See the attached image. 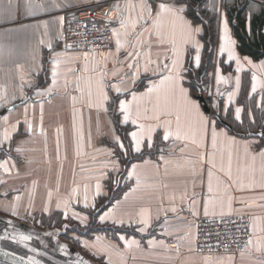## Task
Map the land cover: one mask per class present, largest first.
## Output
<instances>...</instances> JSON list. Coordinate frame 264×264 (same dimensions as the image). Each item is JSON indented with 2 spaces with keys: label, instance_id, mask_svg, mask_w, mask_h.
Returning <instances> with one entry per match:
<instances>
[{
  "label": "crops",
  "instance_id": "1",
  "mask_svg": "<svg viewBox=\"0 0 264 264\" xmlns=\"http://www.w3.org/2000/svg\"><path fill=\"white\" fill-rule=\"evenodd\" d=\"M190 2L119 0L109 17L112 44L104 50L91 51L89 63L84 64L76 61L81 53L65 48L62 40L69 17L77 10L93 7L89 0H0V111L23 101L0 116V165H3L0 167V242L3 247L32 254L39 249L52 251L55 247L63 252L69 247L75 249L57 233L45 238L42 224L53 213L60 214L59 222L72 218L85 223L88 218L83 220L84 214L89 217L85 208L92 206L94 224L99 229L104 225L110 228L108 236L104 234L101 238L99 231L92 238L93 251H98L100 259L103 257L102 264H264V188L260 187L264 183V160L257 156L253 161L245 154L244 147L250 143V152L258 154L264 145L256 144L252 139L255 137L235 135L215 121L217 137L213 144L212 124L205 127L201 123L200 114H208L190 93L186 74L174 90L172 80L165 79L174 74V61L177 71L181 65L188 70L186 73L204 68L202 38L213 18L215 40L208 75L215 79L218 96L222 92L216 107L219 105L223 118L229 115L228 121L243 125L246 130L238 129L241 132L263 130L264 58L242 54L233 27L240 24L252 37V20L264 11V4L250 0H199L192 5ZM173 3L177 8H186L179 13L183 20L166 12L157 18L160 4ZM143 4L151 8V13ZM225 20L227 36L235 43L225 41V51L221 52L220 35ZM184 21L192 29L200 28V33L193 31L189 36ZM260 32L264 34V22ZM197 46L201 57L198 68L195 67ZM229 48L233 51L232 58L228 55ZM253 76L256 78L254 91ZM149 85L153 88L150 93ZM180 87L189 91L199 112L185 103ZM101 88L108 95L107 101L102 99ZM116 88L120 89L119 93ZM120 100L129 106L130 119L126 123H122ZM75 101L82 107L88 106L95 115L101 114V118L107 115L114 129L112 137L120 138L115 123L127 125L125 135L130 139L132 152L149 150V155L124 168L123 175L128 179L132 166H137L128 179V190L104 203L106 206L99 213L108 214L104 223L96 215V210L101 209V205L96 208V201L105 190L100 188L97 194L100 162L93 161L91 173L86 172L84 151L70 157L73 146L65 137L69 123L64 122L72 119L69 105ZM111 103L114 112L110 109ZM236 108L241 109L238 120ZM83 115L82 111V120ZM132 119H136L135 125ZM93 120L99 122L97 117ZM141 124L156 128L152 133L153 145L157 142L159 145L155 149L147 146V132L141 138L140 151L132 149L129 134L139 131ZM59 126L61 136L53 142V127ZM166 127L172 135L164 140ZM38 130H43V134ZM109 143H104L110 149L104 154L110 165L107 175L112 171L113 175L119 172L122 176L120 154L125 153V148L114 141ZM209 170L212 171L211 193L208 192ZM206 199L208 215L204 212ZM72 202H77L82 209L74 208ZM172 208L176 211H171ZM229 214L250 216L249 248L219 256L198 253L195 250L198 218ZM41 218H45L43 223ZM123 227L129 231L117 230ZM22 235L31 238L22 240ZM60 245L66 247L60 248ZM51 251L48 252L52 256L55 253Z\"/></svg>",
  "mask_w": 264,
  "mask_h": 264
},
{
  "label": "rangeland",
  "instance_id": "2",
  "mask_svg": "<svg viewBox=\"0 0 264 264\" xmlns=\"http://www.w3.org/2000/svg\"><path fill=\"white\" fill-rule=\"evenodd\" d=\"M239 1V0H238ZM244 0H240L239 2H243ZM79 51L81 54L78 55V58L76 59V61L78 60L80 63H84L87 64L89 63V58L88 55L90 53H93L91 51L94 50H77ZM88 51V52H86ZM203 67H201V69L197 72H190V73H186V77L188 79V85H190V90L192 92H190L192 95L195 94V89L192 90L193 88V81L195 78H198V75L200 74V72L202 71ZM204 83L202 85V92L204 96L210 97L211 99V103H210V108H211V112H215L216 111V103H217V97H218V89L215 87V79L213 78V75H208L207 74L204 76ZM215 106V107H214ZM69 109L70 112L72 113V119L68 120L67 122L64 123H69V129L68 131V135L65 136L66 139L68 138V144L70 146H73V151L70 152V157L71 155L72 158L77 154V153H81L84 151V159L86 162V168L85 171L86 172H90L91 173V164L93 161L95 160H99L100 162V179L97 180V183L100 184V188L102 190V188L104 187V194L102 195V197H99L96 201V204L98 205H102L106 202H109V200L113 199V196H118V195H122L126 190H120L121 187L123 186H128L127 183H130V180L127 179V177H125L124 175L121 176V174L118 172L116 173V175H113L114 173L111 171L108 173L107 172L110 168L109 165V159L108 158H104V154H106L110 149L105 148L106 145L108 144V142H112L114 140L112 135L114 132H112L113 126H112V122L110 119H108L105 115L104 117L102 116L101 118V114L100 115H95L92 111H90L88 109V106L86 107H82V105H80V102L75 101L74 103L69 105ZM110 109H112V112H114V105L113 103H111V107ZM84 112L83 115V120L81 119V112ZM76 116V117H75ZM79 116V119H78ZM222 116V115H221ZM95 117H97L99 119V122L93 120ZM112 118L114 117V115L111 116ZM101 118V120H100ZM225 119H229V115H225ZM215 121V120H214ZM115 123V121H114ZM216 123V122H215ZM235 125H237V128L242 129V131H245L246 129L243 128V125L241 124H237L235 123ZM54 128V134H53V142H55L61 135V126L59 127H53ZM38 132H40L38 130ZM76 132H78V135L76 134ZM43 134V130L40 132V135ZM65 137L63 138V140H65ZM255 139L256 141H254L256 144L258 145H262L261 141L258 138H252ZM158 140L156 139V142ZM105 143V144H104ZM159 143L157 142L156 145L154 144L152 149H155L154 147H158ZM158 148H156L157 150ZM77 150V152H76ZM144 150H148L147 148H145ZM154 153H157L154 152ZM153 154V153H152ZM124 155L127 156V153ZM113 173V174H112ZM104 180V181H103ZM104 182V183H103ZM104 202V203H103ZM72 205L74 208H78V209H82L78 206L77 202H72ZM86 209L85 208V213H86ZM89 209H93L92 206L89 207ZM92 212H94V210H92ZM84 219L83 220H87L85 223H80V222H76L75 220H73L72 218L67 219L66 221H61V222H57L59 224L58 227H54L46 230V228L43 229V231L45 232L44 235L45 238L50 236H55V233H57L59 236H61L62 239H69L70 241H73L75 244H77V246L80 249L77 250H70L67 249L68 255V259H64L61 258L60 253L58 252H52L49 249H39V250H35V254L36 258H34V261H39L40 264H78V263H86L87 262H91L94 264H102L100 261H102L103 257H98V251L97 253H94L93 251V243H92V238H94V236H96V233H99V228L97 224H94V222H96V218L95 215L89 213V217H87L84 214ZM41 222L43 223V219L41 218ZM40 223V221H39ZM48 224H45V226H47ZM50 227V226H49ZM61 230V231H60ZM97 230V232H95ZM107 230V229H106ZM60 231V232H59ZM102 235L101 238H103L104 233L103 231H101ZM50 234V235H48ZM1 244V243H0ZM2 245V244H1ZM17 245V243H16ZM30 250V249H29ZM34 250V249H32ZM61 250V249H60ZM48 251H51L53 254L52 256L49 254ZM104 251L106 252L105 257L107 258L108 256V252H107V246L105 247ZM26 255L30 256L33 255L32 252L30 251H26L25 252ZM39 254V255H37ZM204 255H209V256H219V255H223V254H204ZM226 255V254H224ZM233 257L237 258V255H233ZM48 257V258H46ZM93 260H91L90 258ZM46 258V259H45ZM81 258V261L78 262V259ZM0 264H4L1 263Z\"/></svg>",
  "mask_w": 264,
  "mask_h": 264
},
{
  "label": "built area",
  "instance_id": "3",
  "mask_svg": "<svg viewBox=\"0 0 264 264\" xmlns=\"http://www.w3.org/2000/svg\"><path fill=\"white\" fill-rule=\"evenodd\" d=\"M92 8L74 12L66 23L63 45L72 50L100 51L112 44L110 14L119 0H89ZM264 4V0H250ZM251 218L245 214L200 217L195 250L200 254L240 253L250 246Z\"/></svg>",
  "mask_w": 264,
  "mask_h": 264
},
{
  "label": "snow or ice",
  "instance_id": "4",
  "mask_svg": "<svg viewBox=\"0 0 264 264\" xmlns=\"http://www.w3.org/2000/svg\"><path fill=\"white\" fill-rule=\"evenodd\" d=\"M142 7H144L145 9L148 10L149 13H151V8L147 4H143ZM216 10L218 11V8H216ZM183 11H186V8H177V7H175L174 3L173 4H160L156 15H157V18H159L161 13H165L166 12V13L172 14L176 19L183 20V18L181 16H179V13L183 12ZM121 24L123 25V22H121ZM184 24H185V27L188 29L189 36H191V33L193 31L196 32V33H200V31H201V29L198 28V27L195 28V29H192L190 24H188L186 21H184ZM220 41H221V43H220V51L221 52L225 51V41H227L229 44H234L235 43V41L230 40V38L227 36V21L226 20L223 22V25H222ZM117 43H119V41H117ZM195 50H196L195 67L198 68L199 65H200V60H201V57H200V54H199V52H200L199 46H197ZM228 55H229V58H232L233 51H232L231 48L228 49ZM245 59H247V58H245ZM236 62H237V65H239L240 61H239L238 58H237ZM247 62L251 63V61H247ZM173 64H174V68H173L172 71H173L174 74L170 75L168 77H165V79L172 80V82H173V90H174L179 85V82L184 78V75L186 74V72L188 70L186 68H183V66L181 65L180 70L177 71L175 69L176 62L174 61ZM129 66L131 67V65H129ZM165 67L167 68V65H165ZM238 70H239V68H237V71ZM52 74H53V77H55L56 73H55L54 70H53ZM216 79H217V83H219L220 80H221V77L219 75V69H217ZM252 79H253L252 88H253V91H254L255 88H256V84H255V79L256 78H255V76H253ZM135 80H136V75L134 74L133 75V81L135 82ZM99 83L102 84V81L99 82ZM237 83L239 84V77H237ZM54 86H55V82L53 83V87ZM152 90H153L152 86L149 85L147 91L150 93ZM179 90H180L181 95L184 97L185 103L190 105L193 108H196L197 111L199 112V106L196 104V102L194 100L190 99L189 91L187 89L183 88V87H180ZM49 91H51V89H49ZM116 91H117V93H119L120 89L116 88ZM42 94L43 93H38V95H42ZM101 96H102V99L104 101H107L109 99L108 95L103 92L102 88H101ZM229 98L231 99V96ZM133 99H136L135 93H133ZM119 109L124 114L122 123L128 122V120L130 119V114H129V106L126 104V101L120 100ZM235 113H236L235 119H237V120L240 119L241 109L240 108H236L235 109ZM216 115H217L216 112H211L207 116L203 115L202 113L200 114V121H201V123L203 125H205V127H207L209 124H212L213 144H215V140H216V137H217L216 127H215V124L213 123V121L216 119ZM138 117H139V112H137V118ZM131 122H132L133 125H135L136 124V119H132ZM29 130H31V126H29ZM155 130H156V128L153 127V126H149V127L145 128V126L143 124H141L139 126V131L131 132L129 135L132 138V149L134 151H136V152L140 151L139 144H140L141 138L143 137L145 132H147V134H148L147 146L149 148H151L153 146L152 133ZM5 135H7V133H5ZM170 135H172V132L170 131L169 128L166 127L165 131H164L163 139L167 140ZM177 135H178V133H177ZM258 135H259L260 138L264 139V132H261ZM234 142L235 141H233V143ZM114 143H118L121 148L124 147V145L120 142V138L119 137H114ZM250 146H251L250 143H246L245 144V146H244L245 147V154L251 156V159L253 161L257 158V156H259L261 160H264V149H262L258 154L251 153L250 152ZM2 166L3 165H0V167H2ZM136 167H137L136 165L132 166L133 171H129L128 179L132 178ZM262 172H264V169H262ZM208 177H209L208 192L211 193L213 191V187H212V184H211V177H212V171L211 170H209V172H208ZM137 182H139V177H137ZM260 187L264 188V183H261ZM96 188H97V194H99V189H100V184L99 183H97ZM85 200H87V196H85ZM208 203H209V201L206 199L205 202H204L205 215H208ZM85 207H88V205L85 204ZM100 211H102V209H97L96 210V215H99ZM171 211L175 212L176 208H172ZM196 214H197L196 212H193V215H196ZM107 215H108L107 213H105L104 215H99V220H100L101 223H104L106 221ZM8 223H11V222H8ZM113 223H117V221H113ZM120 223H122V222H120ZM143 230L144 229H140V231H143ZM48 235H50V234H48ZM20 238L22 240H27V239H30L31 237L28 236V235H22ZM64 247H66V246L65 245H60V248H64ZM32 264H40V262L39 261H33Z\"/></svg>",
  "mask_w": 264,
  "mask_h": 264
},
{
  "label": "trees",
  "instance_id": "5",
  "mask_svg": "<svg viewBox=\"0 0 264 264\" xmlns=\"http://www.w3.org/2000/svg\"><path fill=\"white\" fill-rule=\"evenodd\" d=\"M198 1L199 0H191L190 5H192V3H197ZM211 19L212 20H209V24L206 26L205 36L202 38L203 47H204L203 62L208 64L207 65L208 68H209V65H210L209 63L211 62V57H212V52H213V47H214V40H215V35H214L215 34V24H214L213 18H211ZM262 22H264V11L262 13H260L259 15H257L252 20V24H253V35H252V37H250L249 35L246 34V32L243 30V26H241L240 24L238 26H234L233 27V33L236 36V39L238 41V49H239V51L242 54L250 55L254 59H259V58H262V57L264 58V34L262 32H260ZM208 68H207V71H206L205 75L208 72ZM201 72H200V74H201ZM200 74L198 75V78H195L194 81H193L194 84H193L192 90L195 89V92H197L196 85H197V82L199 81ZM204 76H203V80H204ZM203 83H204V81H203ZM190 92H192V91L190 90ZM193 95L195 96V94H193ZM219 116L225 122L230 124L232 129H234V130H236L238 132H241L240 130H238L239 128H237V125L235 126V124L233 122L228 121L227 119H225V118H223L221 116L220 107H219ZM215 122L218 125H220L219 122L216 119H215ZM115 126H116L117 132H118V134L120 136V139H121V141H122V143L124 145L125 154L127 153V156L124 155V153L120 154V163L123 166V168H122V175H123L125 167H127L131 162H133L135 160H139L140 158H143L145 155H149L148 154L149 150H142L139 153L132 152L131 151L130 139H129V137L127 135H125L126 131L128 130L127 129V125H122V124H119L117 122V123H115ZM258 139L261 141L262 145H264V140L262 138H258ZM108 145H110L109 142H108ZM127 187L128 186H123V187L120 188V190L124 191V190L127 189ZM107 204H108V202H107ZM105 206L106 205H104V204H103V206L101 205V209H103ZM97 207H99L98 204H96V208ZM92 210L93 209H86V213L87 214H89V213L93 214ZM59 215H60L59 213H53L51 216L47 217L48 221H47V223H43L42 224L43 228H51L52 229L54 227H58L59 224L57 222H59V221H57V219L60 217ZM43 221H45V218L43 219ZM45 224H48V225L45 226ZM98 230L99 231H103V233L106 236H108V234L110 232L109 226H106V225L102 226V228L98 229ZM117 230L129 231L128 228H124V227L123 228H119ZM95 232H97V230ZM67 241L70 243L71 246H73V247H75L77 249H80L77 246V244H75L73 241H70L69 239H67Z\"/></svg>",
  "mask_w": 264,
  "mask_h": 264
},
{
  "label": "water",
  "instance_id": "6",
  "mask_svg": "<svg viewBox=\"0 0 264 264\" xmlns=\"http://www.w3.org/2000/svg\"><path fill=\"white\" fill-rule=\"evenodd\" d=\"M207 68H208L207 63H205L204 68H203V70L199 76V81L197 82V85H196L197 93H196L195 97L198 99V101L201 104L205 113L209 114V113H211L210 107L208 106L210 99L203 95L202 89H201V85L203 84V76L205 75ZM221 95H222V92L219 93L218 100L221 98ZM21 103H23V101L16 102V103L2 109L0 111V116L2 114H4L5 112H7L8 110L15 108L17 105H19ZM215 112L217 114L216 120L219 122V124L221 126H223L224 128L230 130L235 135H238L241 137H257V138H260L258 134L261 132H264V130L251 131L249 129H247L246 132H238V131L232 129L231 125L228 124L227 122H225L219 116V105H217ZM69 249L70 250H76V248L74 249L72 247H69ZM58 251H59V249H57L56 247L53 249V252H58ZM58 253L62 254V256H60L61 258H64V259L69 258L68 257L69 254L66 252H63V249H61ZM34 258H36V255H34V254L28 256L24 252L21 253L18 251L11 250L9 248H5L0 244V262L1 263H4V264H32V262L35 260ZM80 261H81V258L78 259V262H80ZM78 264H86V263L82 262V263H78ZM87 264H94V263L87 262Z\"/></svg>",
  "mask_w": 264,
  "mask_h": 264
}]
</instances>
